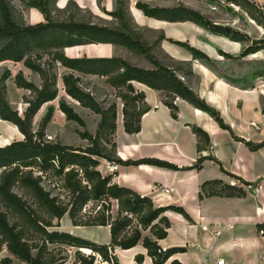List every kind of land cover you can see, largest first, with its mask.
Segmentation results:
<instances>
[{"label":"trees","instance_id":"16d2710c","mask_svg":"<svg viewBox=\"0 0 264 264\" xmlns=\"http://www.w3.org/2000/svg\"><path fill=\"white\" fill-rule=\"evenodd\" d=\"M20 1L25 7L40 10L44 20L27 23L11 0H0V63L8 60L23 62L25 67L38 74L40 82L37 85L28 80L22 70L14 75V84L29 91L23 96L22 100L27 106L23 114H20L17 109L11 107L7 96L5 81L11 77V71L6 68L0 74V119L12 122L23 134L22 139H15L0 146V251L5 248L9 254L23 264H62L67 257L55 256L51 250H48L46 244L59 246L63 244L90 249L86 255L77 249L73 264H95L97 255L102 261L118 264L113 255L114 248L128 249L137 245L142 239L143 246L147 249V255L152 259L153 264H164L174 253L183 251V247L162 250L156 240L147 236L142 237L141 229H149L156 239H162L167 236V229L170 227L165 212L174 210L188 218L187 212L184 208L175 205L154 207L149 196H142L131 188L113 182L115 172L102 175L98 170L99 158L121 164L147 163L172 169H178V167L158 158L120 159L116 155V143L113 140L116 130V102L106 103L105 100H98L82 84L81 76L74 72L106 77V83L117 91L116 96L122 100L123 125L127 133L140 131L141 117L150 110L144 91L136 89L133 81L161 90L164 96L163 103L169 107L173 118H177L179 108L175 99L179 97L207 111L220 127L231 130L230 127L224 122L220 112L194 91L185 79L192 74L190 61L178 60L168 55L172 62L169 64L154 54L153 47L159 45L160 41L166 38L165 35L161 34L153 42L146 39L141 28L131 24L128 19L126 0H116V9L106 12L115 19L113 24L95 23L76 16L70 12L71 7H76L71 0H68L62 8L55 6L56 0ZM226 1L236 2L246 8L255 22L264 28V11L255 2L250 0ZM135 6L148 17L170 22L191 21L214 34L245 43L238 56L220 50V54L227 58H240L264 49V36L251 39L247 34L230 26L214 23L199 11L183 5L150 6L145 2L137 1ZM253 8H255L254 11ZM167 39L187 49L194 58L210 61V57L198 47L185 41ZM93 43L124 46L128 50L144 55L154 67L144 68L118 55L69 56L65 53L67 47ZM183 65L188 66L189 71L185 72ZM57 66L69 70L61 76L65 93L77 100L82 107L100 116L95 132L77 131L79 137L87 141L85 146H74L44 139L45 130L53 115L52 106H49L41 117L37 130L33 128V118L41 106L54 100L58 95L55 71ZM257 74L264 75V69ZM58 108L65 114L67 120L85 126L84 119L64 97L59 99ZM192 131L203 145L208 143V134L202 128L192 125ZM235 138L244 142L252 150L264 144V142L255 144L237 136ZM201 147V145L198 146L199 149ZM205 159L214 160L220 165L221 170L237 183L230 184L221 179L207 180L200 186V197H203V194L237 197L246 195L245 187L250 182L226 171L216 158L199 156L194 166L199 168ZM35 171L40 174L36 176ZM43 176L48 177L53 184L56 177L62 178L64 187H67L73 196V201L69 204L57 203V198L50 196V193L40 184ZM83 179L87 181V184L82 182ZM15 184L28 189L34 198L46 205L51 216L49 220L39 216L29 217V206L13 190ZM100 198H105L108 202L107 210L110 209V199L118 201L116 218L112 219L108 214L90 224L110 226L111 239L108 244L97 243L69 232L47 228L53 225V218L61 219L66 213L69 214L73 224L89 225L77 222L76 205L82 206L87 200ZM9 214L16 215L22 221L28 220L26 223H31L35 227L32 229L41 238V244L31 242L27 237L29 228L19 227L17 223L10 222ZM134 216L137 217L138 224L132 228L131 223ZM260 227L264 231V224ZM135 260L137 264H144L142 254H137ZM12 262L13 259L9 256L0 259V264H12ZM170 264L182 263L173 259Z\"/></svg>","mask_w":264,"mask_h":264},{"label":"crops","instance_id":"0c3cea01","mask_svg":"<svg viewBox=\"0 0 264 264\" xmlns=\"http://www.w3.org/2000/svg\"><path fill=\"white\" fill-rule=\"evenodd\" d=\"M59 1L61 0H57V6L63 7L67 0L62 1L61 5ZM105 7L111 9L112 2H106ZM251 22L261 28L254 20L251 19ZM165 37L161 47L175 59L190 61L192 74L189 77H196L197 81L192 82L187 77L188 83L194 91L220 112L224 122L231 130L220 127L207 111L199 109L179 97L175 99L179 111L177 118H173L169 107L163 103L164 96L161 90L133 81L136 89L144 91L145 100L150 106V110L141 117L140 131L127 133L123 125L122 102L117 107L116 130L113 135V140L116 143V155L122 160L158 158L176 165L178 169L147 163H118L112 180L120 186L135 190L142 196H149L156 206L175 205L184 208L187 212L188 218L174 210L165 212L170 222L166 237L156 239L152 233L142 236L156 240L162 248L183 247V251L174 253L164 264H170L173 259L179 260L182 264H219L218 261L221 259L223 264H264V231L260 227L261 224H264V144L252 150L244 142L235 138V136L244 138L255 144L264 142V75L257 74L264 69V66H257L256 59L253 58L257 54L264 53V50L242 57V60L249 64L240 67V64H234L236 60L226 59L220 54V50H222L233 56H238L242 48L240 41L221 36L222 40L219 44H214L206 38L201 41L186 37L188 43L198 47L210 57V62L222 65L220 69H216L212 63L194 58L184 47L177 48L173 45L167 39L173 37L171 34H167ZM95 46L97 47V45ZM83 47L84 45L67 47L65 51L69 56H77L75 53ZM100 50L104 54L95 56L111 55L110 48L106 44L104 49ZM22 71L26 77L27 73H32L27 67L22 68ZM58 85H60V96L65 99L70 98L69 103L75 111L81 115L79 108L88 109L82 107L77 100L65 93L61 79H59ZM16 90L20 91L22 99L29 93L27 89L17 86ZM17 96L15 94L13 98L15 99ZM43 105L33 118V128L35 119H39L40 122L39 115L43 110ZM50 106L54 110L52 120L48 123L47 128L57 118L61 128L68 125L78 128V126H74L78 123L66 119L65 114L58 108V104H50ZM245 108L248 109V114L244 112ZM94 114L96 121L94 130L91 132L96 130L100 119L98 114ZM3 121L17 129L18 134L15 135V139L23 138V134L16 125L10 121ZM250 121H255L259 128L250 126ZM192 125L202 128L208 134L207 144L203 145L200 142L199 137L192 131ZM34 130L37 129L34 128ZM7 137L4 135L2 139ZM11 141L13 140H9V142ZM79 142L80 145L74 146H83L84 142L85 145L87 144V141L81 138ZM61 143L70 144L65 141ZM199 145L202 146L201 149L198 148ZM199 156L216 158L226 171L250 182L245 187L246 195L237 197L203 194V197H200V186L203 182L213 179L229 182L232 177L224 173L220 165L212 159H205L202 165L196 168L194 163ZM99 161L98 170L101 174L111 173L108 168L110 161L104 158H99ZM162 184H171L174 191L170 194L160 193L158 188ZM255 184L262 185L257 196L253 194L251 188ZM62 221L65 228L54 229L69 232L97 243L108 244L110 242L109 225H93L87 228L73 224L71 218L66 215ZM204 225H207L208 230L202 229ZM215 230H219L220 235L215 236L213 234ZM60 246H69L76 250L90 252V249L63 244ZM137 254L143 255L144 264H153L152 259L147 255V249L143 246L142 239L131 248L116 247L113 251L118 264H137L135 260ZM6 256L11 257L13 261H19L9 253ZM73 261L69 257L62 264H73Z\"/></svg>","mask_w":264,"mask_h":264},{"label":"rangeland","instance_id":"374dc122","mask_svg":"<svg viewBox=\"0 0 264 264\" xmlns=\"http://www.w3.org/2000/svg\"><path fill=\"white\" fill-rule=\"evenodd\" d=\"M12 3L16 6L19 13L23 16L24 20L27 23H36L39 21L44 20L43 14L34 7H25L20 0H11ZM62 1H59V4ZM68 1V0H67ZM66 1V2H67ZM73 3L76 4V7H71L70 12L76 14V16L83 18L85 20H92L95 23H101V24H113L115 22V19L106 13L107 11H113L116 9V0H71ZM137 1L145 2L150 6H162V7H174L183 5L185 7H188L190 9H194L199 11L201 14H203L206 18L211 20L214 23L230 26L231 28L235 30H239L240 32L247 34L251 39H258L262 38L264 36V28L261 26V28H258L257 25L251 22V19H253L246 8L243 6L237 4L236 2H227L226 0H126L127 5V17L130 20L131 24L135 26H139L143 32V35L146 39L149 41H155L157 38L161 35H167L171 34L176 40H183L185 42H188L186 40V37H190L192 39H208L211 40L214 44H219L221 39V35L214 34L210 32L209 30L199 26L195 25L191 21H178V22H163L161 20L153 19L151 17H148L144 15L142 10L138 9L135 6V3ZM106 2L110 3L112 2L111 9H106L105 4ZM66 4V3H65ZM61 5V4H60ZM258 6L264 11V0H260L257 3ZM55 6H57V0L55 2ZM65 6V5H64ZM63 6V7H64ZM108 7H110L108 5ZM62 8V7H58ZM253 11L255 8L252 9ZM254 20V19H253ZM255 21V20H254ZM164 40L160 41L159 45L156 47H153V52L156 54V56L161 59L163 62L171 64V60L169 59V54L161 47V43ZM202 41V40H201ZM200 41V42H201ZM173 43V42H172ZM109 46L110 48V54L111 55H118L122 56L125 59L129 60L130 62L134 63L135 65L144 67V68H153V64L142 54L136 53L134 51L128 50L126 47L121 45H114L110 43H93L92 44H85L82 49H80L79 52L75 53L77 56H83V55H89V56H95L96 54H104L100 49H104V46ZM191 44V43H189ZM242 48L245 46L244 42H241ZM97 45V47L95 46ZM177 48H183L182 46L173 43ZM99 46V47H98ZM97 48H99L97 50ZM240 50V51H241ZM264 50V49H261ZM219 51V50H218ZM65 53H67L65 51ZM109 55V56H111ZM230 60H236L234 64H240V67H245L248 65V62H244L242 57L240 58H227ZM253 58L256 59V65L257 66H264V53H260L255 55ZM240 60V61H238ZM205 61V60H204ZM210 62V61H208ZM233 62V61H232ZM216 69H220L222 67L221 64H217L215 62H210ZM10 69L11 71V77H9L5 83L7 85V96L9 98V102L12 108L17 109V111L20 114H23V111L25 110L27 104L23 102L22 95H20V91L16 90V86L13 83V77L14 75L19 71L22 70V68H25L23 62H14V61H3L0 63V74L6 69ZM183 70L185 72L189 71V67L186 65H183ZM55 71L57 73V82L59 79H61V76L65 72H69V70L64 69L63 67L57 66L55 68ZM32 72V71H31ZM24 73V72H23ZM76 75H80L82 78V84L86 87L87 90H90L98 100H105L106 103H110L115 101L117 104V107L121 105V98L116 96L117 91L109 86L106 83V77L104 76H98V75H92V74H82L78 72H74ZM27 77L24 74V76L32 81L35 84H39V76L37 73L32 72L31 74L27 73ZM35 74V76H34ZM183 78L182 76H180ZM187 80V77H185ZM190 81L196 82V77H189ZM264 86V83H263ZM60 85H58V95L57 97L44 104L43 110L40 113V118L43 116L47 108L50 106V104H58V101L60 99ZM27 92V91H26ZM15 94H17V98L15 97ZM66 101L69 103L70 98H66ZM48 104V105H47ZM79 111L81 112V117L84 118L85 126H80L79 124L74 125L78 126V128H73V125H68L63 128L60 127V122L55 119V122L49 126V128H46L45 130V136L44 139L47 140V136H51L50 141H60V142H68L73 145H80L79 142V135L77 131L81 130H88L93 131L94 125L96 121V115L94 112L89 111L88 109H82L79 108ZM244 112L248 114V109L245 108ZM53 117V116H52ZM39 118V117H37ZM52 120V118H51ZM50 120V121H51ZM4 122V123H3ZM38 122L39 119H35L34 128H38ZM48 127V125H47ZM49 129V130H48ZM17 129L14 128L13 125L5 123V121L0 120V144H7L9 140H15V135L18 134ZM48 130V131H47ZM95 132V131H94ZM4 135H7L8 137L5 139H2ZM19 136V135H18ZM85 146V142L83 143ZM0 145V146H3ZM34 174L37 176L40 173L38 171H35ZM82 172L80 171V175ZM48 177L43 176L41 178L40 184L43 186L45 190H47L50 193V196L57 198V203L59 204H69L71 201H73V196L68 190L67 187H64V181L62 178L56 177L54 179V184L50 181H48ZM84 184H87L86 180L83 179L82 181ZM90 184V183H88ZM13 190L21 196L28 204L29 206V217L33 218V216H39L40 218H43L45 220H49L50 213L46 209V205L39 201L38 199L34 198L33 195L30 193L28 189H25L24 187H21L19 184H15L13 187ZM110 209H106V205L108 202H106L105 198L100 199H90L87 200L82 206L80 204L76 205V211H75V218L77 222L82 224H89V225H82L86 226L87 228L92 227L93 225H90L92 223H95L96 221L102 219V217L108 216V214L111 215V218L114 219L118 215V201L116 199H110ZM154 207L156 206L153 202ZM66 217L69 218V214H65ZM65 215L63 217H65ZM9 220L10 222H15L18 224L19 227L29 228L27 229V237L31 242H37L41 244V238L37 233L34 232L32 228H35L31 223H26L27 221H22V219H18V217L14 214H9ZM63 217L61 219L53 218L52 219V226H48L47 228L50 230L52 228H65L63 223ZM156 221V220H155ZM154 221V222H155ZM137 217L134 216L132 220V228H134L137 225ZM139 228H142L139 226ZM142 236L151 234L149 229L143 230L141 229ZM46 247L48 250H51L52 254L55 256H66L67 258H71L72 260L75 259V250L76 248H72L69 246H59L57 244H46ZM8 251L3 248L0 251V259L6 255ZM35 250L33 251V253ZM82 254L86 255L88 254L86 251L82 250ZM13 264H19L21 262L19 261H13ZM110 264V262H109Z\"/></svg>","mask_w":264,"mask_h":264},{"label":"built area","instance_id":"2783aa9c","mask_svg":"<svg viewBox=\"0 0 264 264\" xmlns=\"http://www.w3.org/2000/svg\"><path fill=\"white\" fill-rule=\"evenodd\" d=\"M250 1H253V2H255L257 4L260 0H250ZM249 125L254 127V128H259L258 124L255 121H250ZM50 139H51V136L48 135L47 136V140L50 141ZM118 165L119 164L116 163V162H110L109 167H108L110 172H115V170L118 168ZM229 183L230 184H236L237 182L234 179H231L229 181ZM251 188H252L253 194L255 196H257L259 191H260V189L262 188V185L261 184H255V185L251 186ZM158 189H159L160 193H163V194H170V193H172L174 191V187L171 184H162ZM202 229L203 230H208L207 225H204ZM220 233L221 232L219 230L213 231V234L215 236L220 235ZM162 250H165V248H162ZM103 262H106V263L109 264V262H107V261H102L101 257L99 255H97L95 264H101ZM218 263L219 264H223V260L222 259L219 260Z\"/></svg>","mask_w":264,"mask_h":264}]
</instances>
